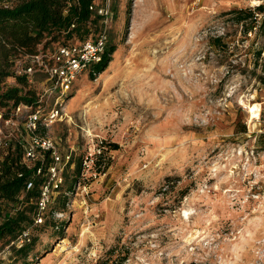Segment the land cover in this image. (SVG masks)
<instances>
[{
  "label": "rangeland",
  "instance_id": "1",
  "mask_svg": "<svg viewBox=\"0 0 264 264\" xmlns=\"http://www.w3.org/2000/svg\"><path fill=\"white\" fill-rule=\"evenodd\" d=\"M110 5L107 68L40 128L76 163L101 139L105 153L66 169L26 261L264 264V0ZM11 245L0 264H25Z\"/></svg>",
  "mask_w": 264,
  "mask_h": 264
},
{
  "label": "trees",
  "instance_id": "2",
  "mask_svg": "<svg viewBox=\"0 0 264 264\" xmlns=\"http://www.w3.org/2000/svg\"><path fill=\"white\" fill-rule=\"evenodd\" d=\"M93 2L94 0H0V111L5 117L10 116L13 108L21 102L35 103L38 99L37 91L29 78L16 73L17 62L28 55L54 49L71 39H85L95 34L101 18L90 9ZM239 18H245V15H240ZM114 51L115 47L108 43L102 61L92 65L91 77L107 68ZM9 77L16 79V83L9 84ZM16 140L18 143L15 148L11 143L7 147H0V242L5 245L17 241L28 229L27 225L34 224V216L37 214L36 199L40 193L41 178L35 172L40 162L29 166L24 160V147L19 139ZM102 157L103 155L97 156L95 166L100 164ZM76 168L80 170L81 162L76 163ZM79 175L77 172L76 178L79 179ZM30 179L35 181V186L27 190L26 184ZM10 204L19 205L14 213L9 210ZM24 204L30 207L21 208ZM32 240L31 237L29 242L14 244L12 248L25 260V264H28L26 260L33 247Z\"/></svg>",
  "mask_w": 264,
  "mask_h": 264
},
{
  "label": "built area",
  "instance_id": "3",
  "mask_svg": "<svg viewBox=\"0 0 264 264\" xmlns=\"http://www.w3.org/2000/svg\"><path fill=\"white\" fill-rule=\"evenodd\" d=\"M110 6V0H94L90 5L93 13L101 18V25L95 34L85 39H71L54 49L28 55L16 64V73L29 78L37 91L38 99L35 103L21 102L13 108L8 117L0 111V147H7L10 141L8 139L12 140V137L17 136L24 147L25 162L29 166L40 162L35 170L36 175L41 178L40 193L36 199L35 225L46 222V214L62 193L66 169L76 164L74 148L63 151L55 140L40 134V128L54 123L61 117V102L66 100L78 76L84 73L90 76L92 65L102 61L109 43L106 22L109 20ZM72 26L74 27V24ZM260 59H264V46L260 49ZM5 126L15 129L5 134ZM104 149L102 139L94 147H89V151L81 160L82 175L86 176L87 171L94 170L96 158L104 154ZM34 186L33 179L27 181V190ZM30 240L28 228L11 244L21 245Z\"/></svg>",
  "mask_w": 264,
  "mask_h": 264
}]
</instances>
